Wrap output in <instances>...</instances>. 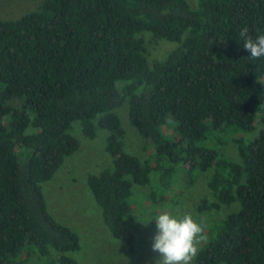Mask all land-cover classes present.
<instances>
[{
  "label": "trees",
  "instance_id": "1",
  "mask_svg": "<svg viewBox=\"0 0 264 264\" xmlns=\"http://www.w3.org/2000/svg\"><path fill=\"white\" fill-rule=\"evenodd\" d=\"M243 28L253 39L264 34V0H196L195 8L190 0H45L0 20V264L31 252L45 264H78L68 254L80 238L50 214L42 184L78 151L72 124L93 139L97 119L113 168L89 175L88 186L112 236L134 252L133 186L148 185L151 168L123 149L115 111L126 102L154 148L160 190L179 168L215 167L216 201L200 209L239 204L195 264H264V57L249 59ZM145 32L179 46L150 65ZM256 123L258 137L239 145L240 163L196 147L209 133H251Z\"/></svg>",
  "mask_w": 264,
  "mask_h": 264
},
{
  "label": "rangeland",
  "instance_id": "2",
  "mask_svg": "<svg viewBox=\"0 0 264 264\" xmlns=\"http://www.w3.org/2000/svg\"><path fill=\"white\" fill-rule=\"evenodd\" d=\"M44 2L45 0H0V20L19 19L40 9ZM190 3L193 8L196 7V0H190ZM139 37L145 41L150 65L163 60L179 46L178 43L156 39L148 32L139 34ZM16 104L23 105L24 102L17 101ZM115 112L124 130V151L151 168L150 183L146 186H133L131 201L134 211L133 217L127 221V228L136 238L135 250L130 252L127 245L112 236L104 223L102 209L88 186L89 175H99L113 168V159L106 151L109 132L98 127L97 119V132L93 139L85 137L80 121L72 124L70 133L79 141V149L65 159L50 181L42 184L50 214L56 221L71 228L80 238V250L68 255L78 264H156L159 253L152 250L156 234L153 218L161 211L176 214L177 210L181 214L190 213L194 219L206 226L207 241L200 245L201 250L212 239L211 231L216 224L237 212L239 204L222 206L219 210L200 209L204 201L208 205L216 201L214 192L209 187L215 167L204 172L197 168L190 170L189 165L179 168L173 177L171 188L167 191L160 190L158 175L153 170L157 156L152 143L141 136L130 123L129 103L126 102ZM259 132L260 125L256 123L255 130L251 133L240 132L227 137L209 133L207 139L197 143L196 147L218 148L223 158L240 163L239 145L249 144L258 137ZM163 133L170 139L177 138L170 127L163 128ZM218 139L225 143L220 146L217 144ZM195 262L196 258L193 264ZM13 264H45V261L36 252H31L24 254Z\"/></svg>",
  "mask_w": 264,
  "mask_h": 264
},
{
  "label": "clouds",
  "instance_id": "3",
  "mask_svg": "<svg viewBox=\"0 0 264 264\" xmlns=\"http://www.w3.org/2000/svg\"><path fill=\"white\" fill-rule=\"evenodd\" d=\"M240 36L244 38L243 48L251 54L249 59L264 57V34L253 39L248 28H243ZM153 220L156 234L152 250L159 253L156 264H193L200 245L207 241L206 226L190 213L181 214L179 210L176 214L161 211Z\"/></svg>",
  "mask_w": 264,
  "mask_h": 264
}]
</instances>
